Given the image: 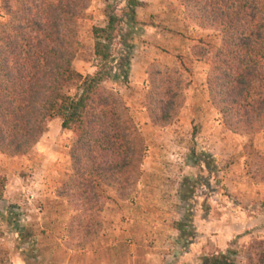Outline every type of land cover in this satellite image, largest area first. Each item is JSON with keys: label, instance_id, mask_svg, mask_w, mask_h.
Returning a JSON list of instances; mask_svg holds the SVG:
<instances>
[{"label": "trees", "instance_id": "1", "mask_svg": "<svg viewBox=\"0 0 264 264\" xmlns=\"http://www.w3.org/2000/svg\"><path fill=\"white\" fill-rule=\"evenodd\" d=\"M93 4L4 0L6 20L0 25V153L27 156L56 118L73 132L72 171L61 181L58 195L78 211L72 231L83 238L82 248L103 231L110 192L129 200L141 184L147 141L120 88L130 84L145 27L163 28L139 17L150 6L147 2L104 1L101 13L107 23L93 28L95 71L84 74L75 61L83 47L81 25L93 18ZM178 6L194 28L216 31L221 42L201 37L190 57L178 55L173 65L157 60L149 66L144 107L150 121L160 128L177 121L187 104L192 62H205L210 102L227 130L249 136L244 147L249 175L264 183V153L255 146L264 131V0H178ZM197 158L207 169L215 168L208 153ZM5 185L0 178V192ZM175 227L185 233L187 225ZM259 246L264 248V241ZM253 256L252 264H264V250ZM200 261L239 264L226 251L206 253Z\"/></svg>", "mask_w": 264, "mask_h": 264}, {"label": "rangeland", "instance_id": "2", "mask_svg": "<svg viewBox=\"0 0 264 264\" xmlns=\"http://www.w3.org/2000/svg\"><path fill=\"white\" fill-rule=\"evenodd\" d=\"M104 1L94 0L89 10L93 18L84 20L81 25L83 47L75 67L84 74L95 71L93 28L107 23L101 13ZM3 3L4 0H0V25L6 20ZM139 17L169 29H157L164 32L165 47L157 44V32H150L148 28L143 30L130 67V84L120 88H124L123 95L148 146L141 184L129 199L140 202L138 205L143 203L142 206L131 207L121 202L118 194L110 192L112 198L103 213V231L87 247H78L83 238L72 231L78 223L75 220L78 211L58 195L61 181L72 171L70 147L75 136L63 128L60 118H56L27 156L12 158L0 153V178L6 179L0 192V264H152L147 262V252H175L177 244L195 240L198 233L196 215L201 219L208 215L215 219L232 216L236 220L239 218L237 213H241V217L252 216V223L243 222V228L240 227L249 236L244 241L231 242L226 252L234 253L239 264H252L254 251L264 250L259 246L264 241V200L251 205L239 202V206H235L238 197L230 194L223 183L225 177L221 170H229L237 158L242 161L237 160L236 166L243 164V175L247 173L253 180L244 152L249 136H234L212 106L206 85L209 65L192 62L193 72L187 75L191 82L187 104L169 127L154 126L144 107L148 86L146 71L153 62L158 60L173 65L178 55L191 56V49L199 38L220 44L221 37L216 31L194 28L178 6V0H162L159 7L140 11ZM151 34L154 36L149 37ZM187 62L191 64V61ZM235 138L243 141V149L230 154L240 148ZM261 144L264 147V140ZM203 152L214 159L215 154L223 157L225 152L230 158H221L220 165L215 160V168L207 169L201 159L200 163L196 162ZM260 152L264 153L263 150ZM227 199H231L230 204L223 202ZM182 214L185 217L177 221ZM125 215L139 230L134 238L123 234ZM176 223L187 225L185 233L179 230L185 242H180L172 232L171 227ZM212 247L209 253L222 251L219 246ZM132 250L134 253L130 254ZM163 259L161 257L154 264H171Z\"/></svg>", "mask_w": 264, "mask_h": 264}, {"label": "crops", "instance_id": "3", "mask_svg": "<svg viewBox=\"0 0 264 264\" xmlns=\"http://www.w3.org/2000/svg\"><path fill=\"white\" fill-rule=\"evenodd\" d=\"M144 2L149 3V7L152 8H157L160 6V3L162 0H158V3L156 2L157 0H142ZM173 2H177V0H172ZM156 3L158 5H156ZM145 28H148L150 32H157L156 37H157V44L161 47H165L163 44L164 40V32H159L157 31V27L153 26H146ZM165 31V30H163ZM168 31V30H167ZM154 35L151 34L152 37ZM167 44V43H166ZM168 50H171L168 48ZM147 75V74H146ZM121 93L124 94V88L120 89ZM234 136H239L234 134ZM237 142H239V149H236L235 151H231L230 154H237V152H241L243 149V141L240 140L239 138H235ZM264 140V132L261 133L260 135L256 136L255 139V146L259 151L264 152V147L262 146V142ZM206 149V148H205ZM222 156V152L221 155ZM230 156V155H229ZM224 158H230L228 155H226L225 152H223V157H219L218 154H215V160H217V165H220L221 160ZM237 158V157H236ZM237 160H241V158H237ZM237 160H235V164L231 165V168L229 170L223 169L221 170V173L223 177H225V180L223 183L227 185V188L234 197L237 196L238 200L236 199L235 201V206H239V202H244L247 205L254 204V202H258L260 200H264V183L262 182H256L255 180H251L250 177L246 174L243 175L244 173V167L242 165L236 166ZM244 161L246 159H243ZM242 161V160H241ZM246 162V161H245ZM249 177V178H248ZM224 179V178H223ZM250 191H248V188H250ZM231 199H227L223 201L226 204H230ZM121 202H124L125 204H129L131 207L135 206L136 209L141 207L143 203L138 205L139 203L135 200H121ZM146 202V201H145ZM234 211L237 212V208L234 207ZM239 214V218H233L232 216L227 219L226 216H224L223 219H215L212 216H203V218H200V215H196V224H197V234L195 237V240L193 242L187 241L183 245L177 244V249L175 252H157L154 250H151L146 253V256L149 258L147 261L148 263L157 262L160 260L161 257L165 258L163 260L167 261L168 263L171 264H198L200 262V258L206 254L211 252V250L214 248L213 246H219V249L222 251H226V248L230 246V243L235 241V240H241L244 241L246 240V237L249 236L248 233L244 234L240 227L243 228V222L244 223H252L254 218L252 216H247L244 215L241 217V213ZM237 214H234L235 217H238ZM181 219H177V221H181L185 215L180 216ZM124 219V224L125 227L123 228V234L128 237L130 235L131 237L134 238L139 232L137 225H133V221H130L129 217H126V215L123 217ZM134 220V219H133ZM130 223L128 224V222ZM159 221L157 222V226L159 225ZM128 225V226H127ZM163 224L160 225L162 227ZM136 226V227H135ZM173 229V234H175L178 238L179 241H184L182 237H180V231L179 229L175 227H171ZM160 230V228H158ZM157 229V230H158ZM182 233V232H181ZM128 234V235H127ZM242 235V237H240ZM129 238V237H128ZM181 238V240H180ZM217 248V247H216ZM134 250L130 252V254H133ZM170 260V261H169Z\"/></svg>", "mask_w": 264, "mask_h": 264}]
</instances>
